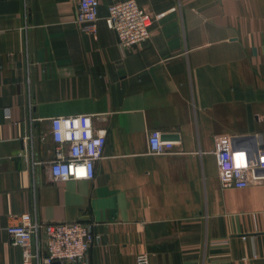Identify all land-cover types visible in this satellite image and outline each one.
I'll list each match as a JSON object with an SVG mask.
<instances>
[{"label": "crops", "instance_id": "crops-1", "mask_svg": "<svg viewBox=\"0 0 264 264\" xmlns=\"http://www.w3.org/2000/svg\"><path fill=\"white\" fill-rule=\"evenodd\" d=\"M78 0H0V264L7 232L93 223L88 264H264V182L222 188L215 138L264 144V0H134L150 37L122 51L99 0L97 33ZM89 114L106 131L93 179L51 178V118ZM153 129L173 151L151 154ZM33 250L44 253L42 234Z\"/></svg>", "mask_w": 264, "mask_h": 264}, {"label": "built area", "instance_id": "built-area-1", "mask_svg": "<svg viewBox=\"0 0 264 264\" xmlns=\"http://www.w3.org/2000/svg\"><path fill=\"white\" fill-rule=\"evenodd\" d=\"M99 0H78L73 21L91 35L97 33ZM153 16L134 0L113 1L107 7L105 21L117 37L122 51H127L150 37ZM54 158L49 161L51 178L93 179L95 162L102 157L106 131L95 129L89 114L62 115L51 118ZM245 143L235 142L233 135L215 138L218 179L222 188L245 187L264 182V144L260 135H251ZM173 140L162 138L153 129L148 136L151 154L173 151ZM18 222L7 227L14 245L21 249L19 264H88V251L97 239L93 223L64 221L38 223L28 212L20 214ZM42 234L44 253L33 250L32 239ZM147 253L136 255L135 264H149Z\"/></svg>", "mask_w": 264, "mask_h": 264}, {"label": "water", "instance_id": "water-1", "mask_svg": "<svg viewBox=\"0 0 264 264\" xmlns=\"http://www.w3.org/2000/svg\"><path fill=\"white\" fill-rule=\"evenodd\" d=\"M251 138H252L251 135H245V136L237 137L234 141L237 142V143L238 142L245 143V142L249 141Z\"/></svg>", "mask_w": 264, "mask_h": 264}]
</instances>
